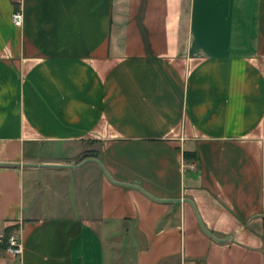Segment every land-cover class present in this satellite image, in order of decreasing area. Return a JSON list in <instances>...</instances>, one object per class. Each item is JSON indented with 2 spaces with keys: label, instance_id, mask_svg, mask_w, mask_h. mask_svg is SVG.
Listing matches in <instances>:
<instances>
[{
  "label": "crops",
  "instance_id": "0c3cea01",
  "mask_svg": "<svg viewBox=\"0 0 264 264\" xmlns=\"http://www.w3.org/2000/svg\"><path fill=\"white\" fill-rule=\"evenodd\" d=\"M14 222L0 264H264V0H0Z\"/></svg>",
  "mask_w": 264,
  "mask_h": 264
},
{
  "label": "built area",
  "instance_id": "2783aa9c",
  "mask_svg": "<svg viewBox=\"0 0 264 264\" xmlns=\"http://www.w3.org/2000/svg\"><path fill=\"white\" fill-rule=\"evenodd\" d=\"M11 19L15 25H20L23 21V12L21 7H15L11 12ZM20 228V225L16 226L8 232L6 235L7 250L13 255H18L21 252V244L19 235L16 233ZM3 234L0 235V243L3 240Z\"/></svg>",
  "mask_w": 264,
  "mask_h": 264
},
{
  "label": "trees",
  "instance_id": "16d2710c",
  "mask_svg": "<svg viewBox=\"0 0 264 264\" xmlns=\"http://www.w3.org/2000/svg\"><path fill=\"white\" fill-rule=\"evenodd\" d=\"M193 155H194V153H192V152L189 151V150H184V151H183V157H184L185 159L192 158ZM16 226H18V223H17V222H14V223H12V224H10V225H8V226L5 227V229H4V234H3L4 237H3L2 242L0 243V248H7L6 235L8 234V232H9L10 230H12L13 228H15Z\"/></svg>",
  "mask_w": 264,
  "mask_h": 264
},
{
  "label": "rangeland",
  "instance_id": "374dc122",
  "mask_svg": "<svg viewBox=\"0 0 264 264\" xmlns=\"http://www.w3.org/2000/svg\"><path fill=\"white\" fill-rule=\"evenodd\" d=\"M83 154L81 153L80 155H77V158L81 157Z\"/></svg>",
  "mask_w": 264,
  "mask_h": 264
}]
</instances>
